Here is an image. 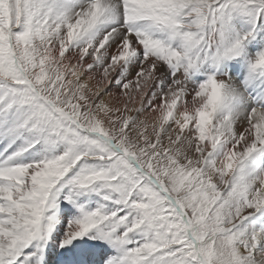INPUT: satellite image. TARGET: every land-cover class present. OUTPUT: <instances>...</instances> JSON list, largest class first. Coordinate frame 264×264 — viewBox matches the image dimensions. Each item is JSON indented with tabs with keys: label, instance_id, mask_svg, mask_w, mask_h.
I'll list each match as a JSON object with an SVG mask.
<instances>
[{
	"label": "snow or ice",
	"instance_id": "6c2138e0",
	"mask_svg": "<svg viewBox=\"0 0 264 264\" xmlns=\"http://www.w3.org/2000/svg\"><path fill=\"white\" fill-rule=\"evenodd\" d=\"M0 264H264V0H0Z\"/></svg>",
	"mask_w": 264,
	"mask_h": 264
}]
</instances>
